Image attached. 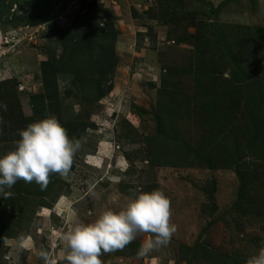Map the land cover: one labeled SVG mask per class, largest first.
Returning <instances> with one entry per match:
<instances>
[{
	"label": "rangeland",
	"instance_id": "374dc122",
	"mask_svg": "<svg viewBox=\"0 0 264 264\" xmlns=\"http://www.w3.org/2000/svg\"><path fill=\"white\" fill-rule=\"evenodd\" d=\"M9 1L0 0V154L12 150L17 133L33 122L27 118L32 116L30 96L43 91L40 63L59 57L58 31L72 25L80 7V0H67L65 10L51 18L46 13L48 19L32 25L37 11ZM87 1L101 5L112 22L115 36L108 51L114 56L106 59V76L89 68L55 74L58 101L47 116H55L81 147L69 171L51 174L46 188L23 181L24 195L3 199L0 264H66L61 237L75 223H90L102 211L119 210L135 194L153 190L162 191L170 202L176 231L169 244L143 257L125 255L126 247L102 253V264H186L180 257L191 250L210 256L188 264H213L214 252L219 264L246 263L264 247V212L233 208L235 172L219 165H155L150 158L165 161L175 155L172 150L158 154L152 139L158 104L170 110L185 144L196 147L206 136L197 110L203 92L195 76L209 66L204 58L196 67L193 58V39L203 25L225 29L233 59L244 58L251 41L254 57L261 59L249 58L245 71L264 68V0ZM13 14L18 18H11ZM239 26L260 32L251 34ZM219 61L215 73L221 80L230 78V68L222 69ZM240 95L245 101L248 93L242 89ZM237 117L228 127L247 128V120ZM6 231L10 237L4 236ZM149 238V233L137 234L132 242L140 247Z\"/></svg>",
	"mask_w": 264,
	"mask_h": 264
},
{
	"label": "trees",
	"instance_id": "16d2710c",
	"mask_svg": "<svg viewBox=\"0 0 264 264\" xmlns=\"http://www.w3.org/2000/svg\"><path fill=\"white\" fill-rule=\"evenodd\" d=\"M15 1H18V8H23L25 4H28L27 11L28 8L37 11L36 18L31 21L32 25L43 22L48 16L51 18V14L65 10L67 2V0H10L9 4ZM79 6L72 25L58 31L62 48L59 57L50 58L40 63L43 91L30 96L32 116L27 118L28 121L42 119L53 111V106L58 101V92L54 81L56 73L60 71L80 72L89 68L93 72H97L98 76H106V59L108 61L110 56H114L112 50L108 51V46H112L115 36L112 22L104 16L105 12H101V5L93 1L80 0ZM46 13L49 15L44 17ZM11 18L18 17L13 14ZM8 22L11 20L9 19ZM240 27L244 31L248 30L251 34L254 31L260 32L257 31V28L254 29L250 26ZM197 35L195 39L192 38L194 64L197 67V64H201L205 58L207 66H209L206 67V70H198L199 73L195 76V82L203 92L197 110H199L198 113H202V120L206 124V136L196 147L191 148L177 135L175 121L170 110L158 104L156 110L157 131L152 139L156 141L158 154L172 150L175 155L172 160L165 161H161L156 155L150 158V161L155 165L191 167L196 164L206 168L219 165L231 169L238 179L233 208L262 215L264 212L261 209L264 207V86L259 82L264 81V68L257 66L245 71V62L249 64V58L261 59V57H254L256 48L251 47V41H249L247 53L244 52V58L238 56L236 60L230 57L228 44L225 41V29L222 26L203 25L202 33H197ZM105 41L110 43H105ZM205 51L209 57L205 56ZM262 55L264 56V50H262ZM222 58H225V63L222 62ZM218 60H220L222 69L230 68V78L221 80L215 73V62ZM170 71L168 72L170 73ZM202 71H206V73H202ZM242 89L248 93L245 101L240 95ZM236 117L237 119L240 117L246 119L248 127L234 125L229 128L228 124H231ZM243 138H245L244 145L241 143ZM22 182L23 180H18L10 189L13 193L10 199L13 200L16 196L26 193ZM39 189L41 188L39 187ZM0 198L1 210L6 206L2 205L4 202L2 195ZM38 204L46 206L42 201H39ZM14 212L18 215V209ZM10 235V232L6 231L4 236L10 237ZM126 248L128 251H125V255H136L139 249L136 242H131ZM215 255V252L212 253L211 261L213 264H219V259ZM207 256H210V254L207 255V251L203 255H197L191 250L189 255L180 258L188 264L197 261L198 257L207 260ZM221 264L226 263L223 260ZM234 264L246 263L235 262Z\"/></svg>",
	"mask_w": 264,
	"mask_h": 264
},
{
	"label": "clouds",
	"instance_id": "9594fccd",
	"mask_svg": "<svg viewBox=\"0 0 264 264\" xmlns=\"http://www.w3.org/2000/svg\"><path fill=\"white\" fill-rule=\"evenodd\" d=\"M17 136L13 149L0 154V195L5 199L13 195L10 189L18 180L46 188L51 174L69 171L81 147L55 116L29 123ZM170 215V202L162 191L137 193L119 210H104L90 223H75L61 237L66 264H102V253L124 249L137 234H151L139 247L138 256L167 246L176 231ZM39 255L47 259L46 253ZM246 264H264V247Z\"/></svg>",
	"mask_w": 264,
	"mask_h": 264
}]
</instances>
